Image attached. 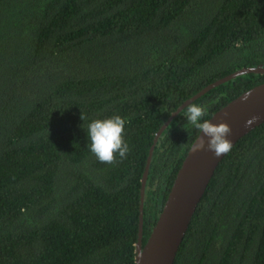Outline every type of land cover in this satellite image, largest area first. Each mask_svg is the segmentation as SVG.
I'll return each mask as SVG.
<instances>
[{
  "label": "trees",
  "instance_id": "1",
  "mask_svg": "<svg viewBox=\"0 0 264 264\" xmlns=\"http://www.w3.org/2000/svg\"><path fill=\"white\" fill-rule=\"evenodd\" d=\"M260 65L264 0H0V264H136L156 133ZM263 83L193 103L210 120ZM180 113L152 155L143 246L200 134ZM114 115L130 151L103 164L82 125ZM174 264H264V123L216 169Z\"/></svg>",
  "mask_w": 264,
  "mask_h": 264
},
{
  "label": "water",
  "instance_id": "2",
  "mask_svg": "<svg viewBox=\"0 0 264 264\" xmlns=\"http://www.w3.org/2000/svg\"><path fill=\"white\" fill-rule=\"evenodd\" d=\"M246 74L264 75V66L242 68L206 86L199 93L181 104L156 133L142 179L139 237L136 244L135 258L136 264H174L176 255L197 207L216 169L228 154L216 157L206 147L203 151L193 152L192 148L198 142L200 134L198 135L177 173L167 200L147 243L143 246L145 188L152 155L160 136L188 104L195 102L212 89ZM253 116H259L260 118L250 126H245V122ZM209 121L216 124L227 122L233 130L229 139L232 140L233 146L236 145L245 135L264 123V83L229 102L216 112ZM205 140H207L206 137Z\"/></svg>",
  "mask_w": 264,
  "mask_h": 264
},
{
  "label": "clouds",
  "instance_id": "3",
  "mask_svg": "<svg viewBox=\"0 0 264 264\" xmlns=\"http://www.w3.org/2000/svg\"><path fill=\"white\" fill-rule=\"evenodd\" d=\"M207 112V106L190 103L180 113L187 118V124L200 133L198 142L193 146L192 151H203L206 147L216 157L226 155L233 146L232 140L229 139L233 130L227 122L216 124L204 119ZM81 118L85 120L84 115ZM259 118V116L251 117L245 122V126H250ZM126 124L125 118L114 115L105 119H93L86 127L82 125L90 141L89 150L100 163L115 165L127 157L130 147L125 140Z\"/></svg>",
  "mask_w": 264,
  "mask_h": 264
}]
</instances>
